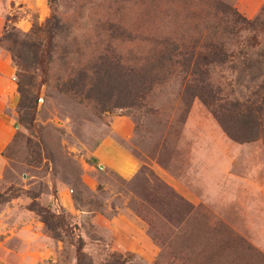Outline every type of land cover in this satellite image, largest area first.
Segmentation results:
<instances>
[{
    "label": "rangeland",
    "instance_id": "374dc122",
    "mask_svg": "<svg viewBox=\"0 0 264 264\" xmlns=\"http://www.w3.org/2000/svg\"><path fill=\"white\" fill-rule=\"evenodd\" d=\"M223 4L252 19L264 0H0V60L17 88L0 264H264V139L235 141L214 115L237 127L227 105L240 96L225 66L210 68V106L184 92L178 62V52H204ZM52 16L64 28L50 53V38L31 30ZM37 36L21 113L9 48L25 56L21 42ZM103 58L130 81L104 95L66 91L96 78ZM103 140L131 158L125 170L108 145L110 158L94 156Z\"/></svg>",
    "mask_w": 264,
    "mask_h": 264
},
{
    "label": "trees",
    "instance_id": "16d2710c",
    "mask_svg": "<svg viewBox=\"0 0 264 264\" xmlns=\"http://www.w3.org/2000/svg\"><path fill=\"white\" fill-rule=\"evenodd\" d=\"M219 12L222 14L223 19H220V21L216 19L209 30L211 36L207 39L208 41L201 43L199 46L204 49V52L197 50L196 53L190 55L186 51L178 52L179 64L187 66L183 77L185 81L183 80L182 82V85L184 84V92L190 93L192 90L194 96L200 97L210 106H215V94L209 87L211 85L210 68L225 66L233 75L237 86L235 90L238 91L240 96L234 103L227 105H231L230 111H238L236 114L231 112L228 119L230 120L229 122L234 123L237 127L230 128L227 123L223 122V119L216 111H214V115L218 117L224 132L235 141L248 142L260 137L264 139V5L258 15L252 19L246 18L235 8L224 4ZM63 28L64 25L60 23V20L56 16H52L44 27H33L31 33L40 31L47 35L50 38V46L48 45V47L50 53H52L54 48L53 39L62 32ZM241 32H245V34L239 42L237 36ZM37 37L36 39L39 42L40 37ZM38 42L29 44L21 42V49H24L26 57L19 51L9 48L16 65L21 70L20 74L23 76L18 87L20 94L18 112L21 113L26 108V98L29 97L28 94H31L33 86L32 76L28 75L26 71L28 68L34 67L39 60L38 46H40L41 42ZM229 44H233L235 47L229 48ZM32 52L33 55L27 58ZM164 59L166 61L170 60L167 55ZM18 60L21 63L17 62ZM122 68L124 67L121 65ZM95 74L97 75L96 78L88 80V76L82 73L81 76L86 75V77L82 78L80 83L74 86L72 85L73 83L69 82L66 91L78 95L85 93V91L90 96L100 92L104 95L106 89H109L107 86H110L111 82H115L117 85V83L130 81V79H125L127 75L121 70L114 71L110 63L104 58L99 71H96ZM206 88L208 90H205ZM103 89H105L104 92H102ZM34 99L36 98L34 97ZM218 108L223 109L224 106L219 104ZM226 118L227 115L225 120ZM32 209L35 210L34 208ZM38 212L42 217L43 223L48 227L47 217L43 216L40 210Z\"/></svg>",
    "mask_w": 264,
    "mask_h": 264
},
{
    "label": "crops",
    "instance_id": "0c3cea01",
    "mask_svg": "<svg viewBox=\"0 0 264 264\" xmlns=\"http://www.w3.org/2000/svg\"><path fill=\"white\" fill-rule=\"evenodd\" d=\"M257 1L261 2V0ZM13 74L14 68L8 60H0V174L4 172L7 166V160L3 156L4 150L13 139L17 127V119L14 114L17 104V88L15 81L12 79ZM103 145L110 146L112 150L116 149L117 155L121 158V164L116 169L120 171L125 170L131 164V158L122 149L114 146L108 140H103L95 152L94 156L100 161H103V157L110 158L112 154L111 149L106 148V150H109V153L104 155L100 151Z\"/></svg>",
    "mask_w": 264,
    "mask_h": 264
}]
</instances>
